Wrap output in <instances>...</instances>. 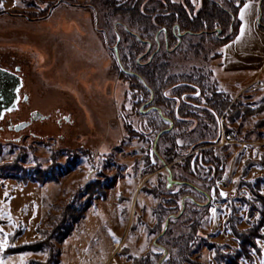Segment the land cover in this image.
I'll list each match as a JSON object with an SVG mask.
<instances>
[{
	"label": "rangeland",
	"instance_id": "rangeland-1",
	"mask_svg": "<svg viewBox=\"0 0 264 264\" xmlns=\"http://www.w3.org/2000/svg\"><path fill=\"white\" fill-rule=\"evenodd\" d=\"M110 1L125 9L131 0H2L0 67L19 75L22 85L16 107L0 118V228L8 240L21 229L13 245L45 239L63 215L70 220L68 205L86 203L90 183L97 181L100 190L72 233L61 243L51 239L59 263L49 250L3 255L9 241L0 261L225 264L231 256L239 264L258 262L262 256L251 246L253 260L238 253L240 234L253 227L264 235L255 194L264 196V185H248L264 177V70L255 80L233 79L219 73L223 46L208 42L196 55L182 52V43L170 72H210L227 109L209 110L208 99L180 84L164 86L169 101L143 104L148 95L119 62L134 69L132 59L145 63L153 53L135 44L128 28L146 35L107 6ZM192 2L198 10L201 0ZM132 45L139 48L133 58ZM166 127L174 145L161 136ZM17 157L20 167L49 171L58 181L3 174L1 167ZM211 157L220 164L214 172ZM250 238L263 252L264 239Z\"/></svg>",
	"mask_w": 264,
	"mask_h": 264
},
{
	"label": "trees",
	"instance_id": "trees-1",
	"mask_svg": "<svg viewBox=\"0 0 264 264\" xmlns=\"http://www.w3.org/2000/svg\"><path fill=\"white\" fill-rule=\"evenodd\" d=\"M145 0H131L125 9L115 8L116 4L113 1L107 3V6L115 8V12L122 13L123 16H127L133 26L138 27V31L142 32L146 36H141L131 31L128 28V34L131 38L135 39V44L146 45L151 48L153 53L152 58L145 63L141 61H133L135 65L134 69L127 68L119 62V66L122 68L123 73L128 76V79H132L135 83V87L144 92L145 96L148 95V99L145 103H164L168 100L163 96L164 86L167 84H173L176 86L180 84L185 92L194 90L197 93L196 98L205 97L208 99L209 110L218 113V108L223 112L227 109L229 104L228 98L222 99L213 88L210 77V72H205L203 68L193 69L190 72L171 73V58L175 51L181 46L186 44V47L182 52L195 53L196 55L202 54L206 50V43H211L217 47L226 45L229 41L235 38L239 32L240 19L239 12L242 6L249 0H201L199 9L192 0H185L183 2H173L172 0H150L146 5V9H142L143 2ZM149 1V0H148ZM260 4V29L264 31V0H252ZM114 12V11H113ZM114 33L115 27L111 28ZM219 29L221 30L219 32ZM223 34V35H222ZM195 39L197 41H195ZM138 40V42L136 41ZM163 45V48L160 47ZM132 58L134 57L139 48L136 45H132ZM160 47L159 49H157ZM151 53V54H152ZM207 73V74H206ZM208 82V83H207ZM200 87V91L196 89ZM209 94V95H208ZM173 102L177 101L172 99ZM169 101V100H168ZM170 106V104H169ZM183 114L188 112L183 111ZM249 113H254L250 110ZM171 127H166L161 130L162 135H168L169 140L174 145L175 137L171 134ZM176 147V146H174ZM157 158L159 154H156ZM190 159V158H189ZM214 170L211 168V172L216 171L215 168H219L220 164L218 159L211 157ZM1 172L10 178L20 180L22 182H38L47 183L51 181H58L57 176L54 173L45 171L43 169H25L20 167L18 157L11 163L3 165ZM219 175L216 177L218 178ZM264 185V177H260L255 183H248L249 187L260 189L261 185ZM100 185L97 181H93L87 187L89 197L86 203L82 206L68 205L65 213L70 216V220L63 219L60 225L55 226L53 231L45 239L26 242L19 245H13L18 235L21 234V229H16L9 235V246L3 251V255L17 254L24 252H42L49 250L50 258H56L58 261L59 252L52 255L54 252V245L51 239L58 242H63L73 230V224L84 216L85 211L91 206V201L94 194L98 193ZM260 203L262 204L261 213L264 217V196L255 191ZM209 196V193H206ZM228 223L233 224V220L228 219ZM264 226V219L259 223V227ZM256 228H250L243 234L236 232L242 239V253H238V257H243L253 260L251 252L247 250L246 246H251L256 250L257 254L262 256V249L256 245L253 240H250L251 236H257L264 239V235H258ZM235 231V230H234ZM216 246V245H214ZM225 264H239L236 258L226 256ZM26 264H46L41 260L30 259Z\"/></svg>",
	"mask_w": 264,
	"mask_h": 264
},
{
	"label": "crops",
	"instance_id": "crops-1",
	"mask_svg": "<svg viewBox=\"0 0 264 264\" xmlns=\"http://www.w3.org/2000/svg\"><path fill=\"white\" fill-rule=\"evenodd\" d=\"M245 4H248L247 8H244ZM245 4L239 12L241 24L237 36L223 46L219 73L233 79L253 76L255 80L264 70V31L259 26L260 4L252 0ZM262 248V258L254 264H264V243Z\"/></svg>",
	"mask_w": 264,
	"mask_h": 264
},
{
	"label": "water",
	"instance_id": "water-1",
	"mask_svg": "<svg viewBox=\"0 0 264 264\" xmlns=\"http://www.w3.org/2000/svg\"><path fill=\"white\" fill-rule=\"evenodd\" d=\"M21 85L22 80L19 75L0 67V118L4 113L16 107Z\"/></svg>",
	"mask_w": 264,
	"mask_h": 264
},
{
	"label": "snow or ice",
	"instance_id": "snow-or-ice-1",
	"mask_svg": "<svg viewBox=\"0 0 264 264\" xmlns=\"http://www.w3.org/2000/svg\"><path fill=\"white\" fill-rule=\"evenodd\" d=\"M3 6L2 0H0V7ZM248 4L244 5V8H247ZM241 18L243 19V10H241ZM241 31H243V28L241 29ZM237 39H239V37H237ZM165 95H167V93H165ZM178 143H180V141H177ZM220 195L222 196H226L227 193L221 191ZM213 211H215V209H213ZM0 233H3V237L0 238V249L2 248H6L8 246V234L6 232H4V230L2 228H0ZM0 264H5L4 261H0Z\"/></svg>",
	"mask_w": 264,
	"mask_h": 264
},
{
	"label": "built area",
	"instance_id": "built-area-1",
	"mask_svg": "<svg viewBox=\"0 0 264 264\" xmlns=\"http://www.w3.org/2000/svg\"><path fill=\"white\" fill-rule=\"evenodd\" d=\"M258 80L254 81L249 87L252 91H256L258 89V87L255 85V83L257 82Z\"/></svg>",
	"mask_w": 264,
	"mask_h": 264
}]
</instances>
